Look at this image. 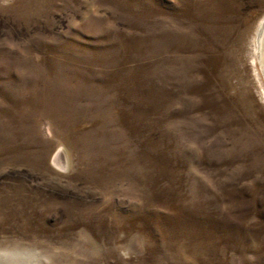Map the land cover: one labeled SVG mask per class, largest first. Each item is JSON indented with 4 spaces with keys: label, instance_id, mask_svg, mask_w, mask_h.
Returning a JSON list of instances; mask_svg holds the SVG:
<instances>
[{
    "label": "rangeland",
    "instance_id": "374dc122",
    "mask_svg": "<svg viewBox=\"0 0 264 264\" xmlns=\"http://www.w3.org/2000/svg\"><path fill=\"white\" fill-rule=\"evenodd\" d=\"M264 0H0L5 264H264Z\"/></svg>",
    "mask_w": 264,
    "mask_h": 264
},
{
    "label": "bare ground",
    "instance_id": "6f19581e",
    "mask_svg": "<svg viewBox=\"0 0 264 264\" xmlns=\"http://www.w3.org/2000/svg\"><path fill=\"white\" fill-rule=\"evenodd\" d=\"M256 53L259 56V62L264 72V21L259 30V34L256 39Z\"/></svg>",
    "mask_w": 264,
    "mask_h": 264
},
{
    "label": "clouds",
    "instance_id": "9594fccd",
    "mask_svg": "<svg viewBox=\"0 0 264 264\" xmlns=\"http://www.w3.org/2000/svg\"><path fill=\"white\" fill-rule=\"evenodd\" d=\"M9 254L10 253L7 250L0 249V257L7 256ZM5 261L6 260H4V259H0V264H5Z\"/></svg>",
    "mask_w": 264,
    "mask_h": 264
}]
</instances>
